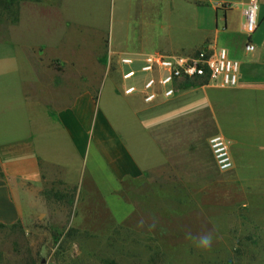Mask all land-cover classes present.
I'll use <instances>...</instances> for the list:
<instances>
[{
    "label": "rangeland",
    "instance_id": "obj_1",
    "mask_svg": "<svg viewBox=\"0 0 264 264\" xmlns=\"http://www.w3.org/2000/svg\"><path fill=\"white\" fill-rule=\"evenodd\" d=\"M0 1V40L13 43L0 45V55H9L23 77L33 79L38 68L46 80L49 66L58 84L48 93L59 95V105L89 91L102 107L115 110L114 123L121 130L119 115L132 114L136 105L147 130L159 132L165 153L160 165L121 181L117 189L98 188L77 170L71 174L74 181L31 180L41 200L22 224L27 236L41 243L39 264H264V181L240 182L219 171L206 144L215 130L201 86L216 83L180 80L170 98L145 102L141 97L150 73L140 71L136 58L187 53L205 45L199 42L205 32L195 26L193 8L171 0H158L159 8H147L151 0H108L102 8H67L61 0ZM46 11L57 17L55 26L47 24ZM200 12L202 27L212 34L220 13L215 18L212 8ZM57 37L59 57L37 67L29 46L53 45ZM38 48L33 51L42 60ZM124 56L133 63L120 64ZM128 68L135 74L123 80L122 70ZM129 84L136 87L132 95L114 94H124ZM43 92L33 91V99L40 100ZM217 93H209L215 104ZM155 111L160 112L159 129L152 127ZM242 157L237 156L239 165L245 162ZM247 158L257 167L253 156ZM204 236L211 238L206 247L198 243Z\"/></svg>",
    "mask_w": 264,
    "mask_h": 264
},
{
    "label": "crops",
    "instance_id": "obj_2",
    "mask_svg": "<svg viewBox=\"0 0 264 264\" xmlns=\"http://www.w3.org/2000/svg\"><path fill=\"white\" fill-rule=\"evenodd\" d=\"M107 1L61 0L67 8L75 5L102 8ZM171 1L193 8L195 26L207 33L202 34L199 42L206 41L204 46L207 47L223 46L230 58L238 60L237 83L233 86H201L202 104L212 120L214 133L222 134L229 142L233 160V167L228 170L230 176L240 182H263L264 0H258L257 27L250 36L254 46L251 51L244 49L242 13L249 0ZM158 3V0H151L147 8L150 5V8H159ZM216 3H228L229 7L217 9ZM203 8H212L215 18L220 13V25H215L212 34L202 27L200 10ZM49 12L47 24L55 26L57 17L49 16ZM57 39L53 45L37 44L42 60L33 51L37 45L29 46L34 60L27 57L25 63L32 60L37 62V67H42L43 61L59 57ZM2 44L13 43L0 40ZM8 56L0 55V222L26 224L32 218L33 204H38L41 199L38 194H33L31 180L42 183L59 178L74 181L71 174L77 170L82 174L86 172L98 188L117 189L121 181L137 178L163 162L165 153L159 144V132L147 130L143 123L145 119L137 115L136 105L132 114L121 112L119 115L124 122L121 130L114 123L113 115L117 113L112 107H102L99 97L95 100L89 91H82L59 105V95L48 93L47 88L53 92L58 84L57 74L54 78L49 66H44L48 74L46 80L40 76L38 68L35 77L27 79L16 69L14 61L6 58ZM38 89L44 91L40 100L33 99L32 95ZM215 91H218L216 104L209 94ZM114 94L126 98L132 95ZM151 118L153 129H159L160 112H153ZM170 149L167 153L169 163ZM237 156H243L244 164L239 165ZM248 156L258 161L257 167L251 166ZM97 161L102 165H96Z\"/></svg>",
    "mask_w": 264,
    "mask_h": 264
},
{
    "label": "built area",
    "instance_id": "obj_3",
    "mask_svg": "<svg viewBox=\"0 0 264 264\" xmlns=\"http://www.w3.org/2000/svg\"><path fill=\"white\" fill-rule=\"evenodd\" d=\"M217 9L229 7L228 3H216ZM258 0H249L244 5L243 31L245 33L244 49L251 51L253 43L251 34L257 27ZM140 71L150 73L143 80L140 90L145 102H152L159 96L170 98L175 94V84L184 79L205 77L208 81L220 86H233L238 79V60L232 59L223 46L213 48L200 46L187 53L160 54L147 53L140 58ZM134 59L124 56L120 64L131 65ZM135 70H122V79L134 76ZM136 87L132 84L123 87L124 94H132ZM208 147L219 171H228L233 167V160L229 151L228 140L220 133H213L207 139Z\"/></svg>",
    "mask_w": 264,
    "mask_h": 264
},
{
    "label": "trees",
    "instance_id": "obj_4",
    "mask_svg": "<svg viewBox=\"0 0 264 264\" xmlns=\"http://www.w3.org/2000/svg\"><path fill=\"white\" fill-rule=\"evenodd\" d=\"M184 80L201 84L207 79L195 77ZM40 247L41 243H34L27 236L21 221L0 222V264H39Z\"/></svg>",
    "mask_w": 264,
    "mask_h": 264
},
{
    "label": "clouds",
    "instance_id": "obj_5",
    "mask_svg": "<svg viewBox=\"0 0 264 264\" xmlns=\"http://www.w3.org/2000/svg\"><path fill=\"white\" fill-rule=\"evenodd\" d=\"M210 237L209 236H204V237H201L200 238V240H199V244L201 245V246H208L209 244H210Z\"/></svg>",
    "mask_w": 264,
    "mask_h": 264
}]
</instances>
